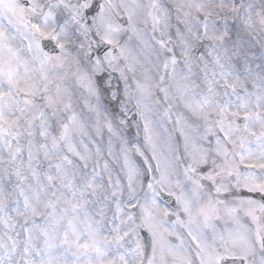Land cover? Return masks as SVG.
Masks as SVG:
<instances>
[{
	"label": "snow or ice",
	"instance_id": "snow-or-ice-1",
	"mask_svg": "<svg viewBox=\"0 0 264 264\" xmlns=\"http://www.w3.org/2000/svg\"><path fill=\"white\" fill-rule=\"evenodd\" d=\"M0 264H264V0H0Z\"/></svg>",
	"mask_w": 264,
	"mask_h": 264
}]
</instances>
